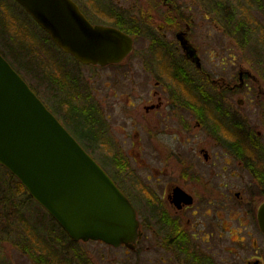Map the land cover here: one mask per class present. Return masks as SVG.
I'll return each instance as SVG.
<instances>
[{"label": "flooded vegetation", "instance_id": "af4514ba", "mask_svg": "<svg viewBox=\"0 0 264 264\" xmlns=\"http://www.w3.org/2000/svg\"><path fill=\"white\" fill-rule=\"evenodd\" d=\"M73 1L92 24L114 27L103 20L106 13L95 12L96 9L109 10L112 6L92 4L91 16L80 0ZM168 1L165 0L164 4L171 7ZM158 27L159 32H163L162 36L139 34L148 44L144 46L146 50L141 52L142 56L138 57V66L152 85L142 83L138 86L143 90L136 87V99L132 95L122 94L117 102L125 107L124 111L137 106L144 110L154 132L149 133L148 137L156 141L155 150L164 160L157 163H163L162 169H154V174L155 171L164 172L162 176L165 177L156 178L152 184L154 188L150 189L147 185H139L141 182L133 184L127 181L124 175L130 168L129 162L117 164L114 171L109 168L110 164L102 165L99 162L136 211L140 237L134 248L144 238L146 229L152 228L160 249L153 264H264V232L258 221L264 199L258 204L252 198V202L247 203L242 211L239 185L223 178L229 167L237 165L239 169L241 162H244L247 168L257 171H254L255 181L264 189V144L252 136L254 129L249 127L248 117L254 116L264 124L262 82L254 68L242 65L237 66V71L233 68L227 73L224 68L219 75H216V71L205 70V59L190 38L195 28L194 22L182 27L176 20H169ZM169 33L172 35L169 36ZM179 35L188 41L190 49H195L194 56L184 50ZM132 38L134 50L121 63L105 67L92 65V68L124 67L135 53L138 39ZM231 54L228 57L235 62L236 56ZM233 62L228 64L236 66ZM208 86L213 87L216 93L208 91ZM248 92H252L253 96L243 98L242 95ZM114 106L116 103L111 104L109 111L103 114L92 103L91 120L102 124L101 130L110 149L107 151L119 148L121 153L128 155L145 153L144 125H136L133 122L135 119H131L129 126L120 124L117 130L113 124ZM120 119L124 120L122 116ZM62 124L69 129L68 125ZM116 132L120 142L114 136ZM257 134L264 136V131L259 130ZM132 135L136 140L131 142L130 148H125L123 145L128 144ZM241 136L249 139L248 142L253 137L252 146L242 147ZM123 138L125 142H121ZM160 138L166 141L161 143ZM252 149L260 153L259 156H256V152L252 153ZM226 157L232 162L226 163ZM199 165L206 167V170L210 168L213 175L221 178H205L206 174L198 168ZM147 167L145 165L144 168ZM231 176L239 180L236 172ZM147 180L151 181L150 178ZM136 199L145 203L144 210L140 211ZM150 218L153 219L152 224L148 220ZM253 233L261 235L263 241L257 240ZM79 243L74 242L75 245ZM246 250L250 254L242 258V252Z\"/></svg>", "mask_w": 264, "mask_h": 264}, {"label": "rangeland", "instance_id": "374dc122", "mask_svg": "<svg viewBox=\"0 0 264 264\" xmlns=\"http://www.w3.org/2000/svg\"><path fill=\"white\" fill-rule=\"evenodd\" d=\"M3 1L10 4L9 7L11 8L12 4L10 2L12 0ZM80 1L86 6V11L91 16L92 4L101 3L112 6L111 9L123 16L125 20L130 21L131 25H140V35L162 36L163 32H159L158 26L163 23L167 24L169 20H176L177 24L182 25V27L186 23L194 22L195 28L190 34V38L194 45L199 48L201 55L205 59V70L210 72L216 71V75H219L220 70L224 68H226V73L227 70L230 72L233 68L237 71V66L239 65L245 68H254L257 73L254 72L258 74L264 87V45L262 43L257 45L255 40H249L244 34L238 32L236 26L238 21L243 18L242 15L249 13L254 18V21L258 20L264 28V0L256 1L255 5H253L251 0H169L168 3L172 5L171 7L164 4L165 0ZM219 1L221 2L220 5L218 4ZM224 2H227V5H222ZM232 14L233 18H231ZM253 18H248L251 20L250 23L253 22ZM39 35L44 37L43 33L39 32ZM140 35L139 38L138 35L136 37L138 42L135 47V53L125 62L126 65L121 68H92V66H85L72 61L67 55L63 54L64 52L60 53L56 50L54 52L59 56H57L58 58H61L64 64L63 79L71 81V83L74 82L75 88L78 90L72 91L76 100L75 103L78 102L77 105L94 103L98 109L102 110L101 113L105 114V112L109 111L108 107L116 103V106L113 107L116 111L114 112L115 121L113 124L117 130L120 124L129 126L131 119H135L133 122H136V125H144L145 137L143 138L145 139H143V142L145 143V153L128 155L127 153H121L119 148L107 151V145L100 147V149L91 147L89 153L100 163V160L104 159L103 156H108L109 161L107 164L111 165L109 168L112 171L116 170L115 166L117 163L110 159L109 155L111 157L114 156L118 160H123V163L129 162L130 168L128 173L125 172L124 175L127 181L133 184L141 182L139 185L144 184L152 189L155 186H152V184L156 178L163 179L165 177L162 176L164 172L159 171L160 173H158L155 171L154 174V169H162L161 165L163 163H157L164 160H162L163 156L160 152L155 150L156 141L148 137L149 133L154 134L152 123H150L151 121L149 122L141 107L137 106L131 110L124 111L123 108L125 107L120 106V102H117L122 94L132 95L136 99V87L143 90L138 86L142 83L152 85L149 78L141 73L138 66V57L142 56L141 52L146 50L144 46L148 44L146 40L140 38ZM168 35L171 36L172 34L170 35L169 33ZM262 35H264V30L262 31ZM6 37H10V34H6ZM2 39L3 35L0 31L1 49L4 48ZM228 52L232 53V56H236L235 62L228 57ZM228 62H233L236 66L228 64ZM45 67L50 72H58L57 66L53 62H47ZM21 72L28 83L37 90L41 99L52 111L57 113L58 118L67 126L68 124L64 118L65 111L60 108L56 109L57 105L50 97L51 92L48 90V86L40 84L47 83L46 81L48 80H42L41 75L35 77L25 70H21ZM216 75H213V77H216ZM108 86L109 88H107ZM208 91L216 93L214 88L210 86H208ZM242 96L249 99L253 94L252 92H248L247 95L243 94ZM196 97L198 98L199 96ZM122 98L125 99L126 97ZM87 99H89L88 102H86ZM120 116L124 120H121ZM248 117L249 127L252 130L254 129V132L250 131L253 134L252 136L264 144V136L259 137L257 134L259 130L264 131V124H261V120H256L254 116L248 115ZM81 119L90 121L91 116L86 117L83 115ZM68 130L74 137H77L75 131L70 128ZM126 132L127 130L125 129ZM114 136L120 142L117 132ZM147 137L148 140L146 139ZM243 139L248 143L247 139ZM134 140L136 139L132 135L128 144H124L123 146L130 148L131 142ZM159 141L162 143L166 140L160 138ZM121 142H125V139L123 138ZM257 154L256 156H259ZM225 161L226 163L232 162L229 157H226ZM145 165L149 168H144ZM198 168L202 169L207 179L221 178V176L217 177L213 175L210 168L206 170V167L200 165ZM253 170L256 171L255 169ZM254 171L247 168L244 162H241L239 169L235 165L234 167H229L223 174L225 180L239 185L242 211L245 209L247 203L252 202V198H255L258 204L264 199V189L255 181ZM233 172L238 174L239 180L231 176ZM214 173L220 174L219 171H214ZM147 178H150L151 181L149 182ZM8 185L7 182H4L0 178V264H153L154 260L158 258L160 249H158V240L152 228L146 229L145 236L138 247L131 250L125 247L114 248L101 242H81L75 245L74 242L66 238H64L63 242H57L55 232L51 230L52 223L50 222V216L44 212L45 210L34 199L30 202V198H28L26 193H13L14 189L12 187L9 189ZM208 196L210 197V194ZM136 201L141 209L139 210H144L145 203L137 199ZM134 204L136 206L135 202ZM148 220L152 224L153 219L150 218ZM253 234H256L255 238L257 240L263 241L261 235L258 233ZM47 240L53 242L54 245L48 244ZM225 241L227 246V239ZM254 246L256 247V245ZM248 254L250 252L246 250L242 252L241 257L243 258ZM39 259L43 263L39 262ZM55 259H60V261Z\"/></svg>", "mask_w": 264, "mask_h": 264}, {"label": "water", "instance_id": "95a60500", "mask_svg": "<svg viewBox=\"0 0 264 264\" xmlns=\"http://www.w3.org/2000/svg\"><path fill=\"white\" fill-rule=\"evenodd\" d=\"M15 1L77 63L119 64L134 49L130 35L92 24L73 0ZM178 38L194 56L188 41ZM0 165L74 242L134 248L139 222L129 199L1 53ZM258 221L264 232V204Z\"/></svg>", "mask_w": 264, "mask_h": 264}, {"label": "trees", "instance_id": "16d2710c", "mask_svg": "<svg viewBox=\"0 0 264 264\" xmlns=\"http://www.w3.org/2000/svg\"><path fill=\"white\" fill-rule=\"evenodd\" d=\"M251 1L253 5H255L256 1L258 2V0ZM10 3L12 4L11 8L9 7L10 4L6 3L3 0H0V31L3 35L2 40L5 48H0V53L26 81L27 79L23 76L21 70H25L35 77H39L41 75L42 80H48L46 81L47 83L40 84L42 86H48V90H50L51 92L50 97L57 105L56 109L60 108L61 110L65 111L64 118L66 119L69 128L75 131L78 140L85 145L84 148L88 152L91 147L94 149H100V147L102 146L105 147L107 144L104 133L101 130L102 124L100 122L94 121L93 119L90 121H84L81 119L83 115L86 117L89 115L91 116L92 104L77 105L78 102L75 103L76 100L72 93V91L77 90L75 88L76 86L74 82L71 83V81L63 79L64 64L61 58H58L59 56L55 54L54 50L59 51L60 53L62 51L51 40L50 36L38 26L34 19L25 11V9L20 4H18L15 0H12V2ZM220 3L221 2L219 1L218 4L220 5ZM222 5H227V2H224ZM95 12L105 13V10L96 9ZM105 16H103L105 22L116 28H119L127 34L134 36L135 38L141 32L140 25H131L130 21H127V19L125 20L123 16L117 14L112 9L106 10ZM242 17L243 18L238 21V24H236L238 32L244 34L249 40H255L257 45H260L261 43L264 45V35H262V31L264 30V28L261 26L258 20L254 21V18L249 15V13H247L246 15L243 14ZM231 18H233V14ZM248 18H253V22L250 23L251 20ZM39 32L43 33L44 37L39 35ZM6 34H10V37H6ZM65 55H67L72 61H74V59L70 55ZM47 62H53L57 66L58 72L48 71L45 67ZM28 84L39 96L37 90L32 87L30 83ZM61 93H63V95H61ZM88 100L89 99H87L86 102H88ZM54 114L57 116L56 112ZM241 139L242 147L252 146V141L255 140L252 137L250 139L251 142L247 143L242 136ZM249 148L250 147H248L247 149ZM248 152L250 151L248 150ZM251 152L253 153L256 151L252 149ZM259 154L260 153H258L257 155ZM103 157L105 160H100L101 164L107 165V162L109 161L107 158L108 156ZM109 157L115 163L120 165L123 164V160H118L114 156L111 157V155H109ZM0 178L4 182H7L9 184V189H11V187L14 189L13 193H26V195H28V198H30V202L33 201L31 196L28 194V191L21 184V182L9 170L1 165ZM44 212L49 215L48 212ZM50 222L52 223L51 230L55 232L57 242H63L64 238L69 239L66 232L51 216ZM47 243L51 244L52 246L54 245V243L50 242L49 240H47ZM35 249L37 250V248ZM38 261L42 262L40 259ZM57 261H60V259H58Z\"/></svg>", "mask_w": 264, "mask_h": 264}]
</instances>
